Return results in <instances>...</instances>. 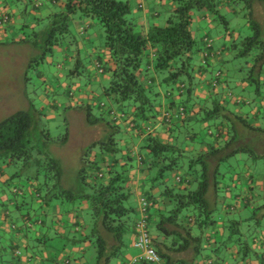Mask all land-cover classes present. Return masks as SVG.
<instances>
[{
	"label": "trees",
	"instance_id": "obj_1",
	"mask_svg": "<svg viewBox=\"0 0 264 264\" xmlns=\"http://www.w3.org/2000/svg\"><path fill=\"white\" fill-rule=\"evenodd\" d=\"M17 1L23 3V14H29L34 4L42 5L38 0ZM227 1L235 5L233 11L237 15L242 13L246 17L245 27L251 30L240 42L235 57L244 59V66L240 69L243 74L236 81L246 83L247 90L254 91L252 88L255 87V93H260L264 86V31L256 19L254 8L257 5L264 6V0H174L175 8L166 25H153L148 30L139 22L136 6L129 0H65L63 10L60 9L46 19L35 18L34 23H28L30 27H35L32 36L41 33L47 36L45 46L51 49L50 52L55 47L58 51L67 52L64 46L69 42L66 41H78V37L70 31V24L76 14L97 20L104 29L105 45L101 53H94L92 61L95 69L92 72L99 73L100 80L89 71L90 60L80 51L71 73H78V77L85 76L84 84L91 86L97 96L101 92L113 107L133 103L135 111L131 115L139 123L140 132L145 123L161 116L158 107L162 106V99L166 97L172 100L170 107L177 108L176 116L183 124L182 128L171 127L170 142H163L159 136L148 133L145 139L147 144L143 148L147 150L148 156L158 161V166L162 165L158 169L159 175H163L164 171H180L185 176L181 182L187 186L185 191L166 190V196L176 202V206L168 217L157 223L160 233L166 236L176 233L168 229V224L185 230L187 237H183L177 251L186 250L193 244L195 250L200 252L206 243L203 235L192 234V224L186 228L179 221L184 222L190 218L202 229L213 228L220 214L218 200L223 197L227 186L236 184L235 176H242L238 168L243 162V156L244 161L247 157L253 164L264 160L263 118L256 115L252 119L240 111L252 102L242 97L244 91L240 93L238 89L229 86L231 76L234 78L233 70L217 69L218 65L222 67L227 63L223 57L229 49L222 54L220 49L214 48L210 37L197 40L191 29L193 12L206 9L216 15L217 25L224 23L227 35L234 38L231 51H235L238 46L235 43L237 32L230 29L229 20L221 11ZM1 14L7 15L8 20L5 21ZM11 21L10 13L0 11V26ZM37 26L40 30H36ZM240 39H243L242 35ZM26 42L35 47L38 45L32 41V37ZM94 62L102 64L95 65ZM34 105L30 103V106ZM82 108L86 111L90 125L104 120L93 115L91 106ZM35 110L31 107V110L18 111L0 122V163L3 168L0 177L7 174L4 168L15 169L11 176L1 180L4 188L0 191V222L1 217L7 220L10 205L18 208L19 203L21 206L26 204L23 180L31 183L30 192L36 197L35 201L51 203L67 200L72 201L73 208L75 205H87L91 225L82 241L89 242L96 251L93 264H120L127 239L136 228L137 211L130 205L133 195V189L129 186L131 178L125 168L133 158L126 154L121 157L122 150L115 147L114 140L91 144L81 158L80 190H67L62 187V164L47 149V145L61 142L54 140L45 128L46 114ZM172 115L169 112L165 115L164 120L168 125ZM39 129L43 135L41 145L46 149H42L36 141ZM67 141L62 140V144ZM96 147H99L100 155H104L102 163L98 155L94 154ZM111 157L114 159L109 161ZM141 160L148 163L147 159L144 162L143 157ZM121 161H124V165ZM246 168L251 170L247 163ZM256 188L251 182V193ZM25 216V222L32 225L31 214ZM243 222L240 219L234 220L229 225L231 237L234 236L240 243L243 238L238 226ZM3 223L0 226L7 236H1L0 261L5 264L15 258L19 259L22 250L14 242V229L2 227ZM40 224L44 225L45 222L42 220ZM152 245H156L154 247L162 260L169 259L159 249L160 243L152 239ZM141 264L150 263L142 261Z\"/></svg>",
	"mask_w": 264,
	"mask_h": 264
},
{
	"label": "crops",
	"instance_id": "obj_2",
	"mask_svg": "<svg viewBox=\"0 0 264 264\" xmlns=\"http://www.w3.org/2000/svg\"><path fill=\"white\" fill-rule=\"evenodd\" d=\"M41 1L42 5L39 6L38 4H34V9L29 12V14H23V11L19 9L16 2L17 0H0V11L8 12L11 14L12 21L8 24H5L4 26H0V35H1V43L0 47L8 45L9 43H16L20 42L23 45H27L29 47H34L30 42H26V40L29 38V34H32L33 25L30 27L28 23L35 22V18L40 19H46L48 16L54 14L55 12H58L63 10L65 0H39ZM132 1V0H129ZM134 5L136 6V16H138L139 22L143 25L145 30H148L153 25H159L163 26L166 25L167 20L169 16L172 14L174 10V0H135ZM230 5V1H227L225 5L222 7V12H227L224 8L226 6ZM39 6V7H38ZM164 6L165 10L167 11L165 19V22L160 21L162 18L163 12L160 8ZM138 9V10H137ZM26 9L25 11H27ZM255 16L256 19L261 23L263 31H264V6H255ZM158 12V13H157ZM261 12V13H260ZM194 14V20L197 18L200 22L195 23L193 21L192 23V32L194 37L196 38V35L199 33L200 30V24L203 20L208 21V24L211 29H215L217 25H215L213 22L211 23V18L214 21L216 15L210 13L206 9L203 11L193 12ZM70 31L75 34L78 37V41L71 42L69 41V44L64 46V50H67V53L63 55V66L57 65L58 67L62 69L65 68L66 73H71L72 69L71 66L76 63V60L78 58V53H80L84 56H87L90 60V72H92L95 67L93 65L92 59H94V53H101L104 49L103 41L100 40V42L95 41V36L98 38L100 36V39H102L101 33H98V35H89L88 31L92 28H102L100 23L91 18L83 17V16H76L74 20L71 22ZM103 29V28H102ZM246 30V27L244 28ZM247 32V30L245 31ZM200 41L204 40L205 37H209L205 32L200 33ZM211 38V37H210ZM230 39L231 41H234V38L231 36L226 37V41ZM19 40V41H18ZM212 40V39H210ZM214 45V43H213ZM78 51V52H77ZM220 51L223 54V51H226V49H220ZM60 50L56 51V53L59 55ZM92 53V55H90ZM91 56V57H90ZM9 57V56H8ZM52 57V56H50ZM52 64L55 66L54 60L52 59ZM51 64V65H52ZM64 64H69V69ZM95 65H101L100 63L94 62ZM216 65V63H215ZM68 69V70H66ZM100 72V71H99ZM264 73V72H263ZM72 74V73H71ZM78 76V73H75ZM75 74L73 76L75 77ZM93 76L96 79L100 80L99 73L96 74L93 73ZM52 85H50V91L53 92L55 89L56 91L65 90V88H68V85L66 83H63L62 80H58L56 77H53ZM79 82L85 81V77L77 78L76 79ZM244 92L248 94L247 97L252 103L250 105L244 106L241 108V112L244 114H248L250 118H254L257 116L263 118L264 121V89L260 93H253L252 90H247L246 83H241ZM81 86L83 84L78 83L71 86V92L73 93L75 99H70L67 97V100L61 101L62 103H54L51 108H58L67 110L70 109L74 111H80L83 113L86 117V111L82 106L89 105L93 107L94 111L96 109V106H99V112L100 115L102 113L104 115L108 114L109 111H106L107 106L103 105V103H99L98 96L96 93L92 92V88L89 85H85L83 89ZM100 87H103V85H100ZM264 88V86L262 87ZM103 92V91H102ZM64 94V93H63ZM103 95V94H102ZM24 94H21V97H24ZM70 99V101H69ZM177 99V98H176ZM244 99V98H243ZM178 100V99H177ZM172 100H168L166 97L163 98V104L161 107H158V110H160L161 116H158L155 118V120H151L148 122L151 123H145V125L150 126L151 133L153 135L159 136V138L163 142H170L172 141V138L170 135L172 134V128L181 127L182 123H180L177 118L178 110L177 108L170 107L169 104ZM66 104V105H65ZM99 104V105H98ZM61 106V107H60ZM130 108H127V106H121L118 107V112H115L117 115H120L118 118L119 120L112 119L110 120L111 123H117L115 127V132L119 133L121 135V138L123 136H128V140L122 141L123 149L121 153V157L123 155H131L133 158L131 164L128 167H125L128 171V174L131 178V182L129 183V186L133 189V195L130 198V205H134L135 210L137 211V216L135 219V224L137 223L139 217H140V207L138 205L140 204V200L142 198H145L149 203V210H148V216H149V225H150V233L152 239L158 243H160L159 249L162 250L164 254H166L169 259H163L160 264H264V260L262 259L263 256L261 253H264V236L261 238H256L253 241V253L246 252L242 253L240 250L239 243L231 237V230H229V225L232 223V221L239 220L241 222L248 221L252 216H257V212L261 211L259 218V221L264 219V205L262 203L264 202V179L259 177H254L256 179H252V186H256L255 192L250 191V186L247 184L250 179V176L247 174V178H239V176H235V180H237L236 184L232 183L224 190L223 197H221L219 201V207H220V214H218V222L215 224V226L211 229H202L199 224L195 223L193 219L186 218V221H179V224H183L186 228H189L191 226L192 228V234L195 236L203 235L206 237V243L204 244V249L200 252H197L195 250V246L193 244L190 245V247L186 250L177 251L176 249L180 246V242L183 241V237H187L185 230H182L180 228H176L172 224H168L167 227L169 230L176 231V233H172L170 236H166V234L160 233L157 223L161 219H164V217H168L170 215V212L175 208L176 202L172 201L169 196H166V190L173 189L174 192L177 191H185L187 188L186 185L182 184L181 182L184 181V177L180 171H174V177L172 173L173 179H164L163 175L156 176L157 179H154L152 177V166L155 167L158 166V161L155 162L152 156L147 159V153L146 152H139L138 146L136 145V141L134 139L139 138L137 141L140 143H144L146 140V137L148 135L143 136V132H140V129H138V124L136 122L135 117L131 115L135 109L133 106H129ZM132 109V111H131ZM47 112V111H46ZM43 113V114H46ZM113 112V111H112ZM167 112L173 114L172 119L170 121V125L166 123L164 120L165 115ZM48 113V112H47ZM93 113V112H92ZM128 113V114H125ZM47 115V114H46ZM110 118V116L108 117ZM104 124L97 123L96 125L104 126L105 130H109L111 123L105 118L103 120ZM172 122V123H171ZM153 124V125H152ZM92 126V125H91ZM140 126V125H139ZM142 126V129H144ZM172 127V128H171ZM104 131L105 132V130ZM120 128H124V131H119ZM154 130V131H153ZM131 135V136H130ZM133 135V136H132ZM152 135V134H151ZM145 138V139H144ZM68 143V141H67ZM70 143V141H69ZM145 144V143H144ZM190 146V143H188ZM140 145V144H138ZM142 148V144L140 145ZM192 146V145H191ZM189 150H192L190 148ZM100 155V154H99ZM113 156V155H112ZM104 155L98 156V160L102 163V158ZM120 157V156H119ZM140 157H143V160L145 162V159H147L149 162L148 164H145L142 162V160H139ZM114 159V157L109 158V161ZM242 160V159H241ZM124 165V161H121ZM155 163V164H153ZM244 163V158L243 162ZM154 167V168H155ZM246 168V164H245ZM255 174L261 175L262 173L259 170H254ZM252 173V172H250ZM250 182V183H251ZM23 185L26 189L31 188V183H26ZM182 184V185H181ZM194 189V188H191ZM249 193V195H248ZM60 202V200H57ZM262 201V203H261ZM62 204H64V201H61ZM68 207L70 208L68 211H65L66 214L62 216V218H58L57 216L53 219L51 225L54 228V225L56 228V232L58 234V237L61 240H64L68 235H71L70 237H73L75 233H83L84 229L81 226L82 217H80L81 212H78V207L73 208L72 203H69ZM46 208V207H45ZM44 208V211L47 209ZM81 208L85 210L87 208V205L83 204L81 205ZM75 210V211H74ZM77 213V214H76ZM254 219V218H253ZM43 221H45V228L43 227L37 230L36 233V239L40 242L41 237H48L49 235L48 230L49 228L46 226L47 218L43 217ZM258 222V221H257ZM194 228H197V234L193 231ZM44 231V232H43ZM136 232L137 228H135V232L131 234L127 239V247L124 253V256L122 257L120 264H125L131 259L134 258H141L142 252H139V249L135 247V240H136ZM182 236V238H181ZM247 245V244H246ZM61 247V251L59 250V247ZM77 246H81V248H77ZM156 246V245H154ZM91 247L89 242H83L81 245L74 244L72 246V249H74L71 253L73 257H76V255L81 254L85 257V250L87 248ZM249 250V248H248ZM250 251V250H249ZM64 252H68L67 247L64 245H58V249L55 246L50 245V247L46 246L45 248L38 247L37 253H28L26 257L22 258V260L19 259V264H72V260L62 255ZM223 256V258L220 257ZM71 256V254H70ZM262 256V257H261ZM72 257V256H71ZM31 259V261H30ZM85 258L79 257L75 264H86ZM125 261V262H124ZM143 260H140L138 264H141ZM27 262V263H26Z\"/></svg>",
	"mask_w": 264,
	"mask_h": 264
},
{
	"label": "rangeland",
	"instance_id": "obj_3",
	"mask_svg": "<svg viewBox=\"0 0 264 264\" xmlns=\"http://www.w3.org/2000/svg\"><path fill=\"white\" fill-rule=\"evenodd\" d=\"M10 1V0H9ZM38 2H41L38 0ZM132 5L135 3V0L131 1ZM18 5L19 9L22 10L24 8L23 3L21 2H16ZM235 5L233 3L230 4V8L227 6L224 8L227 12H222L226 16V19L229 20V27L230 29L232 28L233 31L237 32L236 37H235V43L238 44V46L235 48V51H231V47L233 45V41L228 39L227 41L225 40L227 35V32L225 30V25L220 24L217 25L216 20H212L211 18V23L213 22L215 25V29H211L208 21L203 20L200 24V30L199 33L196 35V39L200 40V33L205 32L210 35L211 37L210 41H213L214 43V48L215 49H229V51H226L225 56L223 57L224 61L227 63L220 67L221 65L217 66V69H229L233 70V76H231V81L229 82V86L234 89H238L240 93L243 91V87L241 84V81H236L241 78V75L243 74V71L240 69L244 66V59L243 58H235L237 57V51H239L241 44L240 42L244 40V37L249 35L251 33V30L248 28L244 30L245 28V23H246V17L241 13V14H236L233 11V7ZM135 7V6H134ZM161 11L163 12L162 22H165V16L167 11L165 10L164 6L160 8ZM233 12V13H232ZM158 13V12H157ZM246 13V12H245ZM261 13V12H260ZM76 16H80L79 14H76ZM75 16V17H76ZM195 23L200 22L199 19L194 20ZM222 22V21H221ZM43 28V26H41ZM36 30H40L39 26L36 27ZM98 33H101L102 39H100V36L96 38L95 36V41L100 42V40L103 41V46L105 45V33L104 29L102 28H92L91 30L88 31L89 35H98ZM29 34V38L32 41L38 43L37 47H29L27 45H23L20 42L16 43H9L8 45L0 47V122L5 120L6 118L10 117L11 115L15 114L18 111L22 110H31L32 108H36L35 112L39 113L40 111L42 113H45L46 111V116L44 120L47 122L45 123L46 126L45 128L47 131L50 133V136L54 140H60L61 143L57 144H50L47 145V149L50 152V155L58 159L61 164H62V187L71 190V191H78L80 190L81 184L79 181V171L81 169V158L85 154L86 148H88L89 145L94 144V143H99V142H108L110 140H114L116 142L115 147L120 150H124L122 146V141L128 140V136H123L121 138V135L119 133L115 132V127L117 123H111L110 120L116 119L119 120L118 118L120 115H117L115 112H118L116 107H113L110 105V101L108 98L99 92L98 94V100L99 103H103V105H106V111H109L108 114L100 115L99 112V106H96L95 111L93 110L94 108L92 107V112L93 115L98 119V118H105L111 123L110 129L105 130L104 126H99L100 124H104L103 121H99V125H90L88 121L86 120V117L83 113L80 111H74L70 109L63 110V109H58V108H51V106L56 102L65 101L67 100V97L70 99H75L73 93L70 94L71 92V86H73L75 83H81L83 86H81L83 89L86 81L79 82L76 79L81 78L78 77L75 74V77L71 73H66L65 68L61 70L60 67L57 65H62L63 62V55H65L67 52H59V55L56 53L57 49L56 47L53 49V52H50L51 49L48 48V46H45V39L47 36L44 34H39L38 36H32ZM242 35V40L240 39ZM1 39V35H0ZM240 39V40H239ZM19 41V40H18ZM69 42V40L66 41V43ZM1 43V40H0ZM9 56V57H8ZM52 56V57H50ZM65 58V57H64ZM52 59L54 60L55 66L52 64ZM52 64V65H51ZM33 65V66H32ZM66 67L69 69V64H64ZM63 66V65H62ZM75 67L73 64L71 66ZM66 69V70H68ZM73 71V70H72ZM71 71V72H72ZM84 71V70H83ZM85 72V71H84ZM42 75H39V74ZM216 73V74H215ZM215 75H217V71H215ZM53 77H56L58 80H62L63 83H66L68 85V88H65V90L61 91H56V89L51 92L50 91V85H52L53 82ZM85 77V76H83ZM240 85V87H237V85ZM172 89V88H170ZM174 90L177 91V88L174 87ZM254 93L256 91L255 87H253ZM264 88H261L260 92H262ZM251 90V89H249ZM64 93V94H63ZM249 93V92H247ZM244 92V95L242 97H247L248 94ZM21 94H24V97H21ZM69 99V101H70ZM163 101V99H162ZM30 103L35 104L34 106H30ZM133 103L129 104L126 103L127 108H130L129 106H132ZM66 105V104H65ZM61 107V106H60ZM118 107V106H117ZM113 111V112H112ZM132 111V109H131ZM36 113V114H37ZM110 116V118H108ZM119 116V117H118ZM101 118V119H102ZM44 122V121H43ZM151 123V122H147ZM153 125V124H152ZM104 128L105 132L102 131ZM143 136L147 135L148 133L152 132L151 127L148 125H145L143 127ZM42 129V127H41ZM119 131H124V128H120ZM154 131V130H153ZM69 134L68 139H65V136ZM42 130L37 131V135L35 138H37V142L41 145L42 143ZM131 136V135H130ZM133 136V135H132ZM145 139V138H144ZM62 140H68V143L62 144ZM136 141V145L138 146L137 148L139 149V152H146L147 150L143 148L147 142L145 141L142 143L138 142V144H142V148L140 145L137 144V141L139 138L134 139ZM70 141V143H69ZM182 144H179V147L181 148ZM42 149H46V147L42 144L41 145ZM145 150V151H144ZM84 152V153H82ZM100 150L99 147L95 148L94 154L100 156ZM82 154V155H81ZM245 156H243L244 158ZM146 158L148 159L149 156L147 154ZM128 160V159H127ZM148 161V160H147ZM132 162V161H131ZM149 162V161H148ZM247 163L248 167L251 169L249 170L248 168H245V164ZM131 163H128L130 165ZM148 164V163H147ZM2 163H0V171L3 169L1 168ZM152 167V177L155 178L156 176L159 175V168L161 167ZM128 167V166H127ZM240 170V173L242 176L241 178L245 179L247 178V174L249 176H253V178L248 179V181L252 179H256L254 177H261L264 175V160H261L259 162H256L253 164L252 161L247 160V157L245 158L244 163L240 164V167L238 168ZM238 169H236V172L238 173ZM259 170L262 174L257 175L255 174L254 170ZM4 171L7 172L5 176L0 177V191L1 189L4 188L2 185V179L6 178L7 176H11L13 171L12 167L4 168ZM252 172V173H250ZM172 173L174 177V171L168 172L164 171V179H173L172 178ZM11 174V175H10ZM264 179V177H261V179ZM22 184L24 185V181L22 180ZM250 186V182L247 183ZM254 187V186H253ZM31 188H23V191L26 192V204L20 205L19 207L15 208L12 205H10V210L8 214V218L6 220V217H1V222H4V228L10 229L13 228L14 234V242L17 244L21 250L22 254L21 257L19 258L22 260V258L26 257L28 253H37L38 252V247L45 248L46 246L50 247V245L55 246L58 249V245H64L67 247L68 252H64L62 255H65L69 257L72 260V264H75L77 259H80L83 257L85 258L86 264H93L96 258V251L95 249L91 246L85 250L84 254L85 257L81 254H77L76 257H73L72 251V246L74 244L76 245H81L83 244V238L85 236V233L89 230V226L91 225V218L88 210H82L80 205H75V207H78L77 209L78 212H81L80 217H82L81 226L84 229V234L83 233H75L73 237H70L71 235H68L64 240H61L58 237V234L56 232V228L54 225V228L51 226L53 225L52 221L53 219L57 216V219L60 217L62 218L63 215L66 214L65 211H68L70 208L68 207L69 203L72 201H64V204L61 203V201H53V202H44L42 200L35 201V196H32L30 192ZM251 191V190H250ZM254 191V190H253ZM254 193H256L254 191ZM5 193H3V197ZM249 195V193H248ZM5 198V197H4ZM140 202V201H139ZM9 203V202H8ZM262 203V201H261ZM264 202L262 203V205ZM134 206V205H133ZM47 209H46V208ZM140 207V204L138 205ZM44 208L46 209L44 211ZM75 211V210H74ZM27 213L31 214V219L32 225H30L28 222H25L27 219V216H25ZM261 211L257 212V216H252L250 220L247 222L240 223L238 227H240V230L242 232V238L243 242L240 243L234 236L233 239L234 241H238L239 245L242 246L240 250H243L242 253H244V250L247 252L253 253L254 247H253V241L256 238H261L264 236V219L260 221V223H257L259 220ZM77 214V213H76ZM43 217L47 218L46 226L49 228L48 230V237H41V241L39 242L36 239V231L42 228L44 225L40 224V221L43 220ZM254 218V219H253ZM45 222V221H44ZM45 226L43 227L42 230H44ZM234 228V227H233ZM195 234H197V228L193 230ZM44 232V231H43ZM1 236L5 238L7 235L3 233V230L1 229L0 226V240ZM238 237V236H237ZM254 239V240H253ZM3 240V239H2ZM247 245H244L246 244ZM61 247H59V250L61 251ZM77 248H81V246H77ZM249 248V250H248ZM62 252V251H61ZM139 252H141L139 250ZM71 254V256H70ZM264 253H261L263 256ZM261 256V257H262ZM221 258L223 256L220 255ZM19 259L15 258L11 262L7 261L5 264H19ZM264 260V256L262 258ZM23 261V260H22ZM31 261V259H30ZM27 263V262H26ZM0 264L2 262L0 261ZM34 264V263H33Z\"/></svg>",
	"mask_w": 264,
	"mask_h": 264
},
{
	"label": "built area",
	"instance_id": "obj_4",
	"mask_svg": "<svg viewBox=\"0 0 264 264\" xmlns=\"http://www.w3.org/2000/svg\"><path fill=\"white\" fill-rule=\"evenodd\" d=\"M3 14H1L2 16ZM4 20H8L7 15H3ZM141 160V157L139 158ZM150 203L142 198L140 200V217L136 223V240L135 247L138 248L141 252V258H134L131 261L125 264H138L140 260H143L150 264H160L162 262V258L156 248L152 245V237L150 233V225H149V210Z\"/></svg>",
	"mask_w": 264,
	"mask_h": 264
}]
</instances>
